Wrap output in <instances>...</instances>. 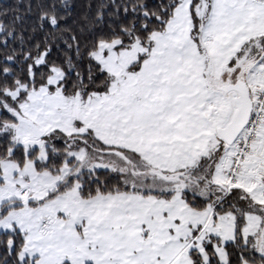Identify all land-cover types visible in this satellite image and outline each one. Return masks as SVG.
Returning a JSON list of instances; mask_svg holds the SVG:
<instances>
[{"label":"snow or ice","instance_id":"1","mask_svg":"<svg viewBox=\"0 0 264 264\" xmlns=\"http://www.w3.org/2000/svg\"><path fill=\"white\" fill-rule=\"evenodd\" d=\"M0 264H264V0H2Z\"/></svg>","mask_w":264,"mask_h":264},{"label":"trees","instance_id":"2","mask_svg":"<svg viewBox=\"0 0 264 264\" xmlns=\"http://www.w3.org/2000/svg\"><path fill=\"white\" fill-rule=\"evenodd\" d=\"M0 2H2V0H0Z\"/></svg>","mask_w":264,"mask_h":264}]
</instances>
